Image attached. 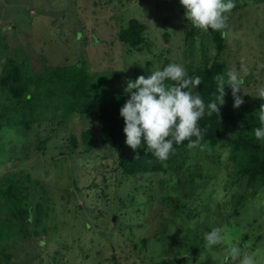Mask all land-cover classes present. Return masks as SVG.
<instances>
[{"label":"rangeland","instance_id":"374dc122","mask_svg":"<svg viewBox=\"0 0 264 264\" xmlns=\"http://www.w3.org/2000/svg\"><path fill=\"white\" fill-rule=\"evenodd\" d=\"M235 3L219 51L212 30L194 28L180 0H0V78L8 63L20 64L33 89L56 67L81 62L85 72L106 79L115 111L130 98L129 80L169 63L189 71L217 60L244 76L239 108L258 112L264 0ZM131 18L147 25L139 49L118 36ZM45 94L46 107L34 100L25 106L26 98L17 107L0 84V111L7 109L0 122V187L5 176L24 177L31 190L23 206L31 204L34 216L28 222L0 199V264H157L182 256L186 264H224L229 244L264 264V183L248 186L229 142L186 146L163 170L127 175L118 147L104 142L98 106L65 118L57 98ZM86 131L95 147L86 143ZM38 202L48 208L40 221ZM215 227L226 243L209 249L204 237Z\"/></svg>","mask_w":264,"mask_h":264},{"label":"trees","instance_id":"16d2710c","mask_svg":"<svg viewBox=\"0 0 264 264\" xmlns=\"http://www.w3.org/2000/svg\"><path fill=\"white\" fill-rule=\"evenodd\" d=\"M146 29L147 25L144 22L137 18H131L128 25L119 30L118 36L121 42L133 49H139L146 43ZM210 33L219 51H223L225 49V35L222 36L221 32L213 30ZM10 64L8 63L3 70L0 84L8 89L12 99H16L17 107H20L21 100L24 98L27 99L25 106L31 105V101L34 100L36 105L46 107L47 104L43 100L45 91L41 94L45 84L48 85L45 86L47 88L45 98L49 101H54L57 98L59 102L57 110H61L65 118L69 117V113L77 111L85 114L91 110V107L98 106L103 120L104 142L118 147L119 167L124 174L134 176L152 171L158 172L164 169V162L170 161L174 157L175 154L171 155L167 161H160L152 152L147 150L146 141L143 140L137 151L126 144L125 121L120 115V109L123 105L119 104L115 107V111L112 109V105H110L104 92L107 84L106 79L96 78L93 74L85 72L83 63L56 67L47 74L51 84L45 82L47 77L39 78L35 81L33 89L30 88V81L24 74V67L20 64ZM188 73L191 76L202 78V83L196 91L202 96L205 105L215 100L218 95L216 75L225 74V79H227L224 64L217 60L206 68L189 70ZM225 93V103L219 106L220 112L208 116L206 109V113L200 121L201 127L206 129L202 143L209 142L214 145L220 140L229 142L231 157L235 162L237 172L247 177L248 186H253L259 182L264 183V140L257 139L254 132L256 128L261 127L258 112L251 109L234 108V97L230 86L225 85ZM261 104H264V100L260 98ZM6 110L0 111V122L5 116L3 112ZM3 126L0 123V129ZM84 138L89 144V148L95 147L97 140H91L89 132L84 133ZM195 139L193 137V140ZM71 142L73 145L77 144L75 136H71ZM188 143L185 140L180 145H174L175 153L184 149ZM137 153L138 157L135 159ZM26 179L30 181V175H26ZM3 180L5 184L0 187V199L9 206L13 205L18 216L28 222L32 221L34 219L32 216L33 206L31 204L23 206L24 202L28 203L31 190L30 186L24 187L25 178L21 179L13 175L11 177L5 176ZM36 182L39 183L38 180ZM47 209L44 204L38 202L35 205V219L40 221L41 215L47 216ZM195 232L201 236L198 230ZM35 233L38 231L36 230ZM179 258L176 257L171 261L164 260L157 264H175ZM181 264H186V260H183Z\"/></svg>","mask_w":264,"mask_h":264},{"label":"clouds","instance_id":"9594fccd","mask_svg":"<svg viewBox=\"0 0 264 264\" xmlns=\"http://www.w3.org/2000/svg\"><path fill=\"white\" fill-rule=\"evenodd\" d=\"M185 8V17L194 28L202 31L221 32L226 35L228 19L236 7L235 0H180ZM244 75L247 69L242 68ZM225 74H217L218 95L216 99L205 105L197 87L202 83L200 76H191L182 64L169 63L162 70L151 71L148 76L140 75L129 80L125 92L130 98L120 109L124 118L126 144L137 151L142 140L146 148L160 161H167L175 154L174 145L185 140L189 149L205 147L202 143L204 132L200 125L207 109V115L220 112V105L225 103V85L232 88L234 108H239L245 101L239 95L245 83L244 76L236 69L230 68ZM245 93V92H244ZM248 94V93H245ZM255 96L264 100V87L258 89ZM218 101V103H217ZM261 127L254 130L257 139L264 140V104L258 110ZM193 137L196 139L193 140ZM138 157H135V159ZM205 247L211 249L215 245L226 243L223 229L215 227L204 237ZM228 255L224 264H258L254 254L243 253L235 244L228 245Z\"/></svg>","mask_w":264,"mask_h":264},{"label":"water","instance_id":"95a60500","mask_svg":"<svg viewBox=\"0 0 264 264\" xmlns=\"http://www.w3.org/2000/svg\"><path fill=\"white\" fill-rule=\"evenodd\" d=\"M183 260H185V257H183V256L180 257V258L177 260V264H181Z\"/></svg>","mask_w":264,"mask_h":264}]
</instances>
